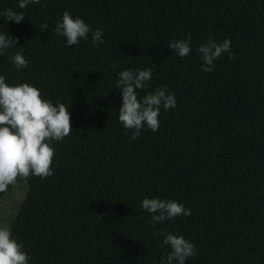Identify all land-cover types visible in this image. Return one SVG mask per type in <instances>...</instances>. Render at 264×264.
Wrapping results in <instances>:
<instances>
[{"label":"trees","instance_id":"obj_1","mask_svg":"<svg viewBox=\"0 0 264 264\" xmlns=\"http://www.w3.org/2000/svg\"><path fill=\"white\" fill-rule=\"evenodd\" d=\"M18 4L0 0V34L18 38L0 55V75L63 103L73 128L50 142L52 176L15 185L23 198L8 229L28 264H160L170 251L160 233L195 245L185 264H264V0ZM8 8L25 19L7 21ZM65 11L90 26L87 40L68 46L57 34ZM96 29L102 44L92 42ZM189 35L188 56L168 47ZM209 37L229 39L234 58L226 52L204 72L197 48ZM17 52L27 67L16 68ZM147 68L138 99L166 85L177 103L161 108L158 131L145 126L133 140L115 85L121 71ZM145 197L175 200L191 215L153 223Z\"/></svg>","mask_w":264,"mask_h":264},{"label":"clouds","instance_id":"obj_2","mask_svg":"<svg viewBox=\"0 0 264 264\" xmlns=\"http://www.w3.org/2000/svg\"><path fill=\"white\" fill-rule=\"evenodd\" d=\"M40 4L41 0H19L18 7L25 9L28 4ZM7 21L21 23L25 13L8 8L3 12ZM47 27V25H45ZM58 35L66 38L68 46L87 40L90 26L80 17L65 11L56 21ZM18 38L0 34V55L5 50L16 46ZM94 45L102 44L103 29L92 32ZM169 48L180 57L191 52V36L187 39L172 40ZM203 60L204 72L213 71L214 62L224 53L234 58L231 41L224 39L217 43L211 37L197 48ZM16 68L27 67L28 61L22 53L12 56ZM155 66V65H154ZM113 68L117 65L113 64ZM152 78V68L126 69L119 73L116 88L120 89L122 104L118 110V119L126 130H131L133 140L140 136L145 126L153 132L159 129V112L176 107L174 94L168 93L167 86L161 85L154 92H148L138 99L137 90L147 87ZM71 114L63 103L54 105L41 96L40 90L29 83L9 84L0 75V192H5L9 185L15 186L19 178L31 176L47 178L54 174L51 167L55 155L51 141H62L71 131ZM127 134V132H126ZM142 208L152 214L151 222L172 220L178 216H189L191 212L182 203L175 200L145 197ZM163 243L170 251L161 258L160 264H185L189 257L198 254L195 245L184 236L172 233H160ZM28 255L22 245L12 238L7 227H0V264H28Z\"/></svg>","mask_w":264,"mask_h":264},{"label":"rangeland","instance_id":"obj_3","mask_svg":"<svg viewBox=\"0 0 264 264\" xmlns=\"http://www.w3.org/2000/svg\"><path fill=\"white\" fill-rule=\"evenodd\" d=\"M23 185L12 187L0 197V227L9 226L18 203L23 198Z\"/></svg>","mask_w":264,"mask_h":264}]
</instances>
